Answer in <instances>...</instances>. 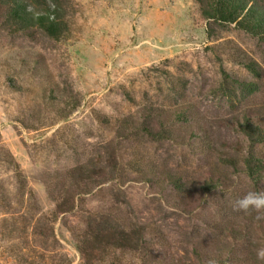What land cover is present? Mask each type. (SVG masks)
<instances>
[{"label":"rangeland","instance_id":"rangeland-1","mask_svg":"<svg viewBox=\"0 0 264 264\" xmlns=\"http://www.w3.org/2000/svg\"><path fill=\"white\" fill-rule=\"evenodd\" d=\"M52 1L58 38L0 25V264H86L90 217L143 234L95 264H264V219L232 207L264 192L239 128H264V39L195 0Z\"/></svg>","mask_w":264,"mask_h":264},{"label":"trees","instance_id":"trees-1","mask_svg":"<svg viewBox=\"0 0 264 264\" xmlns=\"http://www.w3.org/2000/svg\"><path fill=\"white\" fill-rule=\"evenodd\" d=\"M199 5L201 16L207 23H234L239 28L260 35L264 39V4L262 0H195ZM58 6L52 0H0V25L12 33L41 30L50 37L58 38L65 31V22L58 12ZM256 73V64L252 61L244 63ZM240 131L247 137L250 148L244 159L245 169L249 177L256 183L264 178V160L256 155L252 146L264 141V128L248 117L239 122ZM222 161L230 160L222 159ZM73 176V185L85 189L93 170L86 165H77L69 170ZM17 178L19 177L18 174ZM177 185L179 178L168 177ZM23 185V183H22ZM75 200L72 196L56 202L58 211L72 210ZM66 207V208H65ZM86 235L78 240V249L86 264H95L94 259L101 257L106 250L110 252L133 251L142 247V228L130 230L112 222L109 218L90 217ZM98 257V258H99Z\"/></svg>","mask_w":264,"mask_h":264},{"label":"clouds","instance_id":"clouds-1","mask_svg":"<svg viewBox=\"0 0 264 264\" xmlns=\"http://www.w3.org/2000/svg\"><path fill=\"white\" fill-rule=\"evenodd\" d=\"M232 207L234 211H255L257 219H264V192L249 191L236 199ZM256 257L258 260L264 261V247L256 250Z\"/></svg>","mask_w":264,"mask_h":264}]
</instances>
